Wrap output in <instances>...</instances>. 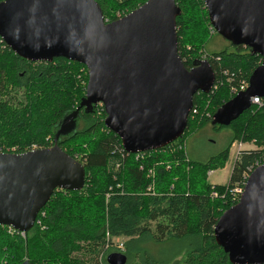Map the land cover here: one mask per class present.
<instances>
[{"label":"trees","instance_id":"trees-1","mask_svg":"<svg viewBox=\"0 0 264 264\" xmlns=\"http://www.w3.org/2000/svg\"><path fill=\"white\" fill-rule=\"evenodd\" d=\"M96 1L109 22L118 19V12L128 14L147 2ZM176 3L182 11L177 18L180 58L189 69L207 55L219 89L195 95L183 137L160 151L147 152L142 160L122 151L119 137L105 126L102 105L88 113L81 110L75 131L62 136L58 144L84 166L85 188L56 191L25 238L0 227V264L25 260L101 264L108 244L129 240L126 254L131 257V245L145 238L180 244L172 264H231L216 243L214 229L223 213L237 203L230 190L243 182L245 173L264 154V107L252 106L234 121L227 128L232 131L231 143L206 161L190 158L187 145L217 109L233 98L232 91L242 82L249 83L262 59L249 48L231 43L229 48L208 52L217 33H211L205 0ZM87 82V69L79 63L65 59L30 63L0 39V153L52 147L62 120L85 97ZM252 140L259 149L242 153L234 161L229 182L208 184V173L225 167L232 144Z\"/></svg>","mask_w":264,"mask_h":264},{"label":"water","instance_id":"water-1","mask_svg":"<svg viewBox=\"0 0 264 264\" xmlns=\"http://www.w3.org/2000/svg\"><path fill=\"white\" fill-rule=\"evenodd\" d=\"M211 28L234 46L262 61L246 90L217 109L213 126L229 127L264 99V0H205ZM176 0H147L113 22H106L96 0H4L0 39L30 63L65 59L87 69L85 97L59 127L53 146L26 153H0V227L28 233L56 191L80 192L84 166L61 149L81 110L103 105L105 126L130 155L160 151L181 139L194 96L215 84L207 60L187 69L178 51ZM217 245L231 264H264V165L248 178L237 204L219 218ZM107 264H128L110 253ZM22 264H31L25 260Z\"/></svg>","mask_w":264,"mask_h":264},{"label":"rangeland","instance_id":"rangeland-1","mask_svg":"<svg viewBox=\"0 0 264 264\" xmlns=\"http://www.w3.org/2000/svg\"><path fill=\"white\" fill-rule=\"evenodd\" d=\"M212 33V32H211ZM213 34V33H212ZM230 43L226 41L220 35H215L212 42L207 47L208 52H217L224 48H229ZM219 89V88H218ZM205 129V128H204ZM232 132V131H231ZM254 141V140H252ZM251 142V141H249ZM224 150L223 143L219 136L211 134L205 130L194 134L188 141L187 151L190 158L196 161H206L210 157L217 155ZM235 149L231 147L229 160L225 167L212 171L211 175L208 174L207 182L211 185L223 186L229 182L233 166ZM149 190V189H148ZM127 239H117L116 245L111 249V253H123L126 254ZM124 245L123 249H119L118 245ZM118 248V250L116 249ZM180 244H166L157 243L150 238L140 240L138 243L131 245V257H128V264H172V256L176 255L179 250ZM185 247L182 248V252L185 251Z\"/></svg>","mask_w":264,"mask_h":264},{"label":"built area","instance_id":"built-area-1","mask_svg":"<svg viewBox=\"0 0 264 264\" xmlns=\"http://www.w3.org/2000/svg\"><path fill=\"white\" fill-rule=\"evenodd\" d=\"M128 14H129V13H128ZM125 15H127V14H120V12H118V14H117V18L120 19V18L124 17ZM104 19H105V18H104ZM118 19H117V20H118ZM105 21H106V22H109V19L106 18ZM211 30H212V33H214V30H213L212 28H211ZM202 60H208V59H207V55H205V56L203 57ZM215 83H216V82H215ZM247 87H248V84H246L245 82H242V84L240 85L239 88H235V89L232 91V95H233V97H234L236 94H238L239 92L246 90ZM216 89H218V87L215 86V84H214V86H213V88H212L211 91L216 90ZM210 93H211V92H210ZM251 103H252V106L264 107V99H262V98H254V99L251 100ZM99 105H101V104H99ZM102 106H103V105H102ZM192 111H193V110H192ZM122 147H123V146H122ZM183 147H184V146H183ZM232 147H233V148L235 149V151H236V152H235V155H234V159H235V160H237L238 157H239L242 153H246V152H256V151H257V148H256V141H255V140H254V141H251V142H246V143L243 142V141H236ZM179 148L181 149L182 147L179 146ZM35 150H38V148H37V147H34V148H32V150H30V151H35ZM122 151L125 152V153H127V152L124 150V148H122ZM146 153H147V152L140 153V154H136V155H135V156H136V160H142V159L146 156ZM127 154H128V153H127ZM129 155H130V154H129ZM235 160H234V161H235ZM261 165H264V154L261 155V157H260L257 161H255L254 165L248 169V171H247V172L245 173V175H244V180H243V182H242V183H239L236 187H234L233 189L230 190V196H231V198L233 199V201L236 200L237 203L239 202L240 197L242 196V194H243V192H244V187H245V185H246V182H247L248 178L250 177L251 173H252L257 167H259V166H261ZM141 169H143V167H141ZM211 173H212V172H209L208 174L211 175ZM149 174H150V175H153V172L150 171ZM149 190H150V189H149ZM214 195L216 196V194H214ZM237 203H236V204H237ZM40 213H41V212H40ZM8 229H9V232H10L11 234H14V233L18 232V231H16V230L12 229V228H8ZM18 233H20L21 236H22L23 238L26 237V236H25L26 233H23V232H18ZM115 245H116V243H115ZM115 245H110V244H108V246L106 247L107 250H108L107 254L105 253V254L101 255V257H100V263H101V264H104V260H106L107 256L111 253V249H112ZM118 246H119V249H123L124 244H123V245L121 244V245H118ZM116 249L118 250L117 247H116Z\"/></svg>","mask_w":264,"mask_h":264},{"label":"flooded vegetation","instance_id":"flooded-vegetation-1","mask_svg":"<svg viewBox=\"0 0 264 264\" xmlns=\"http://www.w3.org/2000/svg\"><path fill=\"white\" fill-rule=\"evenodd\" d=\"M193 65L189 66L188 68L191 70L193 68ZM204 128L201 130V132L207 130L208 134L210 131L211 134H215V135L220 137V139L223 143L224 149L231 143L232 134L229 130H227L228 127L213 126L212 119H210V121L207 123V125ZM233 145H234V143L232 144V146Z\"/></svg>","mask_w":264,"mask_h":264},{"label":"crops","instance_id":"crops-1","mask_svg":"<svg viewBox=\"0 0 264 264\" xmlns=\"http://www.w3.org/2000/svg\"><path fill=\"white\" fill-rule=\"evenodd\" d=\"M257 150L259 149L257 146H256Z\"/></svg>","mask_w":264,"mask_h":264}]
</instances>
